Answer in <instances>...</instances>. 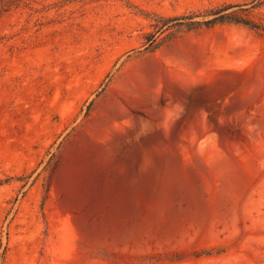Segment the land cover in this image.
Segmentation results:
<instances>
[{
    "label": "rangeland",
    "instance_id": "1",
    "mask_svg": "<svg viewBox=\"0 0 264 264\" xmlns=\"http://www.w3.org/2000/svg\"><path fill=\"white\" fill-rule=\"evenodd\" d=\"M0 264H264V0H0Z\"/></svg>",
    "mask_w": 264,
    "mask_h": 264
},
{
    "label": "trees",
    "instance_id": "2",
    "mask_svg": "<svg viewBox=\"0 0 264 264\" xmlns=\"http://www.w3.org/2000/svg\"><path fill=\"white\" fill-rule=\"evenodd\" d=\"M230 7H232L231 4H226V5H223L220 7L212 8L209 10L210 11L209 13H211L213 15L212 17H209V18L203 19V20H194L192 22L187 23V25L189 27H198L202 24L209 26V25L215 24L216 22L229 20V21H236V22H242L245 24H249L252 27H260L259 24H257L256 22H253L250 19L244 18L241 15H238L236 11L226 12V10H228ZM184 18H185V16L184 17L174 16V17L163 18L161 27H163V26H174L178 23H182L180 20L184 19ZM149 40L150 41L155 40L153 34L150 35ZM3 253H5V251Z\"/></svg>",
    "mask_w": 264,
    "mask_h": 264
}]
</instances>
